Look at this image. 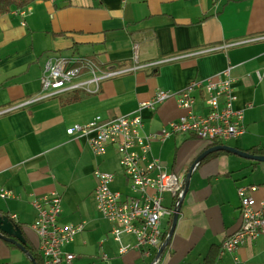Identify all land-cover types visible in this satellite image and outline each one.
I'll return each mask as SVG.
<instances>
[{
  "label": "crops",
  "instance_id": "0c3cea01",
  "mask_svg": "<svg viewBox=\"0 0 264 264\" xmlns=\"http://www.w3.org/2000/svg\"><path fill=\"white\" fill-rule=\"evenodd\" d=\"M33 4V11L24 16H0V53L30 33H41L50 43L46 61L58 56L88 57L108 70L160 62L103 81L97 94L66 92L10 111L41 92L44 67L40 78L37 74L23 80L24 72L5 80L1 76L0 113L6 112L0 115V186L14 196L0 197V213L17 216L15 222L27 240L25 248L33 257L38 253L39 238L31 228L37 217L32 201L52 191L62 196L60 223L88 222L67 247L74 254L79 251L76 264L91 262V245L96 246L97 257L105 248L112 250L111 240H107L111 224L106 220V228L98 211H93L97 186L94 173L100 170L116 177L117 148L109 145L105 155L96 156L87 136L68 135L67 129L72 126L87 125L97 116L111 120L132 114L159 90H167L175 96L156 111L140 112L144 133H159L185 113L178 106L177 95L190 82L218 80L228 73L235 106L243 112L245 131L224 145L244 151L264 147V40L162 62L263 36L264 0H35ZM195 97L194 113L205 114L202 93L196 92ZM208 147L206 141L178 134L165 142H154L152 154L166 172L185 174ZM253 163L228 153L196 168L174 234L158 264H208L205 257L212 248L239 228L238 188L258 185L255 196L258 200L264 197V162ZM112 188L127 190L123 173L115 178ZM171 205L172 201L166 204ZM171 221L163 220L164 232L171 230ZM94 231L100 233V240H94ZM123 242L133 244L135 239L124 237ZM120 248L118 243V255L114 253L118 257L111 264H151L159 251L146 258L135 249L121 254ZM0 264L33 262L19 247L0 238ZM212 264H264V235Z\"/></svg>",
  "mask_w": 264,
  "mask_h": 264
},
{
  "label": "built area",
  "instance_id": "2783aa9c",
  "mask_svg": "<svg viewBox=\"0 0 264 264\" xmlns=\"http://www.w3.org/2000/svg\"><path fill=\"white\" fill-rule=\"evenodd\" d=\"M35 8L33 2L11 14L24 16ZM264 36L229 44L223 47H208L188 55L170 57L162 62H171L190 55L214 52L248 42L262 41ZM149 65H136L129 69H103L94 58H49L41 76L42 90L34 98L7 111L22 108L66 92L85 91L89 94L100 92L103 81L129 72H136ZM201 92L207 112L195 114L196 92ZM175 95L167 90H159L155 96L139 105L136 112L104 120L97 116L87 125H75L67 129L68 135L79 134L88 137V143L96 156L106 154L109 145H115L119 164L127 182V190L112 188L114 173L95 171L97 186L94 198L98 213L111 224L110 235L121 245V254L135 249L143 257H154L163 243V220L174 216V202L184 191L186 174L168 173L162 162L153 156L152 144L165 142L178 134H188L213 145L222 144L241 136L245 129L243 112L235 106L233 82L228 73L218 80L192 81L177 95L180 109L185 112L169 123L161 132L146 135L140 112L144 109L156 111L160 105ZM6 111L0 113L4 114ZM258 185L240 186V225L237 231L223 240L219 257L234 253L241 245L255 242L264 235V197L258 200L255 194ZM167 195L172 196L171 207L166 206ZM14 196L0 186V197ZM178 202V201H176ZM32 205L37 212L31 228L39 238L38 254L43 264H76L78 256L67 247L74 243L83 232L87 221L76 225H63L60 218L63 212L62 196L57 191L36 197ZM13 221L16 215L11 217ZM133 237V244H125L124 237ZM152 264V263H151ZM158 264V263H157Z\"/></svg>",
  "mask_w": 264,
  "mask_h": 264
},
{
  "label": "rangeland",
  "instance_id": "374dc122",
  "mask_svg": "<svg viewBox=\"0 0 264 264\" xmlns=\"http://www.w3.org/2000/svg\"><path fill=\"white\" fill-rule=\"evenodd\" d=\"M14 18L16 19V17ZM49 46V40H47L46 36L41 33H35L33 35L32 33H30L27 36L23 37L21 41L11 44L9 48L5 49L4 52L0 53V78L1 76H3V79L5 80L7 76L19 74L21 72H24L23 80L36 78L37 74L40 78V74H42V68L44 67L46 62V56L47 54H49L50 49H47L49 48ZM77 49L79 51H82L83 46L81 45ZM38 66H42L41 69ZM118 172L119 173L116 175V178L121 177V173L124 174L120 164H118ZM171 201L172 196L167 195L166 204H171ZM93 211L97 213V205H95V207L93 206ZM94 215L95 214H92V216ZM100 218L102 219L101 223L104 224L106 228H108L109 223L106 220H103L102 216ZM61 224L67 225L69 223L62 222ZM91 233L95 234L93 236L94 240H100V233H97L96 231ZM107 240H111L112 250L105 248V250L102 251L100 255H98L99 257H97L96 246L91 245L90 248L93 249L90 250L89 254H91L93 258L91 259L90 263L85 264H111L110 261H116L118 256L115 257L114 253L118 255V243L114 241L111 235L107 237ZM74 252L76 254H80L79 251ZM109 255H112L109 261H107V259L105 261L102 260V258H104L105 256L108 257ZM85 256H83L84 259L86 258Z\"/></svg>",
  "mask_w": 264,
  "mask_h": 264
},
{
  "label": "water",
  "instance_id": "95a60500",
  "mask_svg": "<svg viewBox=\"0 0 264 264\" xmlns=\"http://www.w3.org/2000/svg\"><path fill=\"white\" fill-rule=\"evenodd\" d=\"M216 152H227V153L235 154L245 159L254 160L258 162H264V156L251 155L244 150L234 148V147H229L226 145L212 147L204 151L200 156H198L186 174L184 191L182 195L179 197L178 202L175 206L174 216H173V225L171 227V230L169 231L166 240L161 245L152 264H157L160 261L162 255L164 254L166 248L168 247L172 239L174 230L178 222L179 215L181 213V208L184 202V198L186 194L188 193V190L190 188L191 178L196 168L206 159L207 156L213 153H216ZM0 238L19 247L22 251H24L29 256L33 264H38L35 260V257H33V255L25 248L27 240H26V237L24 236V232L22 228L19 226L18 223L13 221L9 216L2 215V214H0Z\"/></svg>",
  "mask_w": 264,
  "mask_h": 264
},
{
  "label": "trees",
  "instance_id": "16d2710c",
  "mask_svg": "<svg viewBox=\"0 0 264 264\" xmlns=\"http://www.w3.org/2000/svg\"><path fill=\"white\" fill-rule=\"evenodd\" d=\"M34 1L35 0H0V16L9 15L13 11L22 9ZM44 1L49 2L52 0H44ZM65 34L66 33H61V35H65ZM219 145H223V144L216 143V144L209 146L208 149H210L211 147L219 146ZM246 152H248L251 155L264 156V147L254 146V147L246 150ZM222 154H228V153L227 152L213 153V154L207 156L206 159L201 163V165L205 164L209 159L218 157ZM259 164H260V162H257V161H254V163H253L254 166L259 165ZM178 199H179V197L175 198L174 206H176V204H177L176 201H178ZM0 214H2V213H0ZM171 219L173 220V217H171ZM172 224H173V222L171 221V224H170V227L168 228V230L171 229ZM167 235H168V231H165L164 237H163V242L166 240ZM219 251H220V246L213 247L212 250L205 257V262L208 264L214 263L219 257ZM34 257H35V260L38 264H43L42 258L39 256L38 253L34 254Z\"/></svg>",
  "mask_w": 264,
  "mask_h": 264
},
{
  "label": "bare ground",
  "instance_id": "6f19581e",
  "mask_svg": "<svg viewBox=\"0 0 264 264\" xmlns=\"http://www.w3.org/2000/svg\"><path fill=\"white\" fill-rule=\"evenodd\" d=\"M264 36V35H263ZM223 145H224V143H222ZM209 146H211L210 144H209ZM220 146V145H219ZM212 148V147H211Z\"/></svg>",
  "mask_w": 264,
  "mask_h": 264
}]
</instances>
